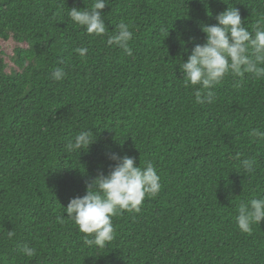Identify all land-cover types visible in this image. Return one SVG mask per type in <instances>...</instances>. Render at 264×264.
I'll list each match as a JSON object with an SVG mask.
<instances>
[{
	"label": "trees",
	"instance_id": "16d2710c",
	"mask_svg": "<svg viewBox=\"0 0 264 264\" xmlns=\"http://www.w3.org/2000/svg\"><path fill=\"white\" fill-rule=\"evenodd\" d=\"M92 3L0 0V42L18 45L8 71L0 49V264H264V220L243 233L235 219L241 202L264 197V139L249 135L264 131V78L229 74L200 89L180 71L205 42L202 24L235 7L251 31L264 0H110L103 36L68 15ZM120 22L132 56L106 43ZM88 129L95 142L68 153ZM112 154L151 161L162 187L113 217L106 247H89L63 207L115 167Z\"/></svg>",
	"mask_w": 264,
	"mask_h": 264
},
{
	"label": "clouds",
	"instance_id": "9594fccd",
	"mask_svg": "<svg viewBox=\"0 0 264 264\" xmlns=\"http://www.w3.org/2000/svg\"><path fill=\"white\" fill-rule=\"evenodd\" d=\"M109 2L93 0L89 7L71 8L68 15L74 24L84 27L88 34L103 36L108 30L101 10ZM215 20L214 25L200 26L205 34V42L195 44L187 61L182 62L180 71L186 86L199 85L200 89H210L229 74L242 77L247 73L257 79L264 78V17L257 20L251 31L244 26L240 12L235 7H227ZM132 39L130 25L120 22L106 43L132 56L129 46ZM75 52L84 57L88 49L80 47ZM65 77L66 72L61 67L51 72V78L55 81ZM208 96L211 98L212 93L209 92ZM195 100L197 103L203 102L200 90L195 92ZM249 135L264 139V131L259 129H251ZM94 142L93 132L90 129L82 130L68 141L65 149L68 153L86 151ZM110 158L117 161L115 167L107 175L101 174L92 179L83 196L70 199L67 206L63 207L65 215L73 220L83 234V243L89 247H106L115 237L113 217L122 211L139 212L145 197H155L162 187L161 177L151 161L141 167L140 164L136 165L133 157L127 155L119 157L112 154ZM240 163L243 170H253V159L245 158ZM235 219L241 232L251 233L252 225L264 220V197L241 202ZM13 235V232H8L9 238ZM19 251L29 258L36 254V249L27 243L21 245Z\"/></svg>",
	"mask_w": 264,
	"mask_h": 264
},
{
	"label": "rangeland",
	"instance_id": "374dc122",
	"mask_svg": "<svg viewBox=\"0 0 264 264\" xmlns=\"http://www.w3.org/2000/svg\"><path fill=\"white\" fill-rule=\"evenodd\" d=\"M17 47L18 45L12 40L6 42H0V49L4 52V60L8 64L7 71L12 66V64L9 62V58L13 55V51Z\"/></svg>",
	"mask_w": 264,
	"mask_h": 264
}]
</instances>
